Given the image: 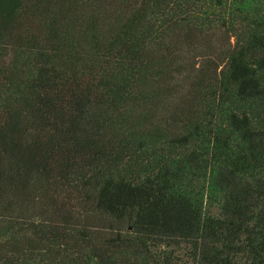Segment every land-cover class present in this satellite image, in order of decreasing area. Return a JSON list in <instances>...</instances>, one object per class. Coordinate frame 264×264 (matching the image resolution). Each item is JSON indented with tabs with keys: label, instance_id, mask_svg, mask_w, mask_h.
Listing matches in <instances>:
<instances>
[{
	"label": "trees",
	"instance_id": "trees-1",
	"mask_svg": "<svg viewBox=\"0 0 264 264\" xmlns=\"http://www.w3.org/2000/svg\"><path fill=\"white\" fill-rule=\"evenodd\" d=\"M0 264H264V0H0Z\"/></svg>",
	"mask_w": 264,
	"mask_h": 264
}]
</instances>
